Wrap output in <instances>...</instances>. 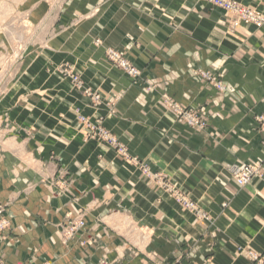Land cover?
<instances>
[{
    "label": "crops",
    "instance_id": "obj_1",
    "mask_svg": "<svg viewBox=\"0 0 264 264\" xmlns=\"http://www.w3.org/2000/svg\"><path fill=\"white\" fill-rule=\"evenodd\" d=\"M237 1L264 14V0ZM47 14L39 3L32 15L49 35L35 50L39 58L26 61L24 76L0 98V205L14 229L0 238V264H249L239 247L264 259V183L238 188L230 170L264 158L253 122L264 114V26L231 31L232 16L201 0H66L59 18ZM107 47L127 54L157 92H140L112 67ZM64 64L101 92L100 106L50 75ZM220 68L239 87L236 96H215L198 73ZM164 92L203 108L212 137L190 136L174 122L158 103ZM112 97L119 98L110 108ZM76 110L102 119L212 222L186 212L114 152L84 141ZM64 174L72 184L58 196L47 184ZM68 213L86 222L71 249L61 234Z\"/></svg>",
    "mask_w": 264,
    "mask_h": 264
},
{
    "label": "rangeland",
    "instance_id": "obj_2",
    "mask_svg": "<svg viewBox=\"0 0 264 264\" xmlns=\"http://www.w3.org/2000/svg\"><path fill=\"white\" fill-rule=\"evenodd\" d=\"M201 1L209 4L214 9L224 12V14L232 16L231 31L236 30L244 24L254 27L264 26V14L237 0H223V6L214 5L207 0ZM39 3L46 4L48 8L47 17L54 20L56 17L59 18L63 13L66 0H0V98L12 91L17 80H20L24 76L26 61L29 60L30 57H32V59L36 57L34 60H37L40 53L35 50H40L41 46H45L47 43L49 38L47 31L44 30L45 28L43 25L39 22H35L32 17L34 9ZM94 44L96 47H101L103 45V40L98 38L95 40ZM36 52L38 55H36ZM33 55L36 56L33 57ZM104 56L112 67L121 71L132 80L134 85L140 88V92L147 91L151 94L155 91L157 92V86L144 80L143 72L131 62L127 54L114 48L107 47ZM47 71H49V69H47ZM79 71L80 70L68 64H64L54 68V70H50L49 73L50 75L55 74L59 76L62 80L69 79L71 91L81 93L90 101L89 103L91 106H100L103 103L101 92L87 87ZM198 73L205 86L214 91L215 96L219 95L226 98L234 97L236 96L235 94L240 91L237 85L234 86L228 81V73H226L223 68L217 70L201 69L198 70ZM118 98L119 97H112V99L107 102L108 107H115ZM158 103L173 114L174 122L184 127L188 135L212 137V135L209 134L211 131V118L204 112L203 108L184 107L165 92L161 94ZM253 122L254 129L264 136V114L254 113ZM74 127L83 136L84 141L96 142L100 146H104L106 149L114 152L118 159L124 164L134 168L136 172L139 173L140 177L148 179L165 193L169 194L186 212L193 215L198 220L212 222V218L209 214L198 206L196 202L191 200L180 187L176 186L175 183H171L162 174L154 172L148 161L133 156L129 149L121 142L119 137L104 127L102 119L99 118L93 122L90 118L81 115L79 110H76ZM215 136L216 138H223L218 132ZM262 144L264 147V142ZM245 167H247L248 171L259 174L250 184L241 187L235 179V173ZM230 170L238 188L250 186L257 180L264 183V158L240 162L231 166ZM71 184L70 180L65 179L64 174L63 177H60L54 184L47 185L50 188H54L58 196H63ZM30 188H32L31 184L29 185V189ZM223 207L224 209L227 208L228 204L224 203ZM6 209L7 206L0 205V238L4 241L10 239L12 232H14L11 220L5 216ZM65 220L66 222H64L61 228L62 245L65 249H71V242L86 229V222L82 216L74 217L71 213L66 214ZM243 252L248 255L249 264H264L262 254L245 247H239L237 249V253H239L237 254L238 256ZM41 264L53 263L44 261Z\"/></svg>",
    "mask_w": 264,
    "mask_h": 264
},
{
    "label": "built area",
    "instance_id": "obj_3",
    "mask_svg": "<svg viewBox=\"0 0 264 264\" xmlns=\"http://www.w3.org/2000/svg\"><path fill=\"white\" fill-rule=\"evenodd\" d=\"M207 1L214 4V5H219V6L224 5L223 0H207ZM258 174H256V172L254 173V172L248 171L247 167H245L243 169H240L239 171H236L235 179H236L237 183L241 187H243L245 185L250 184Z\"/></svg>",
    "mask_w": 264,
    "mask_h": 264
},
{
    "label": "bare ground",
    "instance_id": "obj_4",
    "mask_svg": "<svg viewBox=\"0 0 264 264\" xmlns=\"http://www.w3.org/2000/svg\"><path fill=\"white\" fill-rule=\"evenodd\" d=\"M23 35V34H22Z\"/></svg>",
    "mask_w": 264,
    "mask_h": 264
}]
</instances>
